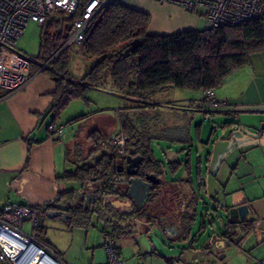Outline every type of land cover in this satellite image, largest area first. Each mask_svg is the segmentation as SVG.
<instances>
[{
    "label": "crops",
    "instance_id": "crops-1",
    "mask_svg": "<svg viewBox=\"0 0 264 264\" xmlns=\"http://www.w3.org/2000/svg\"><path fill=\"white\" fill-rule=\"evenodd\" d=\"M116 1L148 13L150 34L199 28L202 18L167 2ZM31 72L32 77L23 89L0 98V207L5 203L36 207L55 198L59 204L65 203L66 200H60V193L79 188L78 182L63 178L76 165L75 152H71L75 135L65 137L63 131L58 136L47 127L50 116L45 112L53 99L55 83L45 72H38L36 63L31 66ZM214 91L224 105L194 110L204 119L213 113L219 117L235 116V120L223 124L229 131L234 127L240 133L209 138L202 143L203 152L195 150L194 154L189 147L181 153L172 151L168 160L178 168L170 179L183 195L178 202L179 212L176 210L172 218L162 217L160 225L157 221L150 225L142 218L132 232L115 235L125 264L264 263V51L252 53L249 63L228 74ZM198 92L191 93V102ZM172 142L184 144L187 140ZM209 185L215 186L216 191L221 189V193L210 192ZM116 200L119 199L111 202ZM223 205L227 209L246 205L248 212L244 220L239 216L231 220L234 222L231 245L217 251L213 243L226 238L209 233V228L214 227L216 214L217 231L224 230L228 216ZM23 225L27 227V223ZM142 225L148 227V232ZM155 228L162 231L160 243L165 251L154 245L149 232ZM110 229L103 224L102 233ZM31 232L30 228L28 233ZM241 233L244 236L236 247V237ZM100 250L103 264V247Z\"/></svg>",
    "mask_w": 264,
    "mask_h": 264
},
{
    "label": "trees",
    "instance_id": "trees-1",
    "mask_svg": "<svg viewBox=\"0 0 264 264\" xmlns=\"http://www.w3.org/2000/svg\"><path fill=\"white\" fill-rule=\"evenodd\" d=\"M81 11V6L71 14L56 10L46 28L42 29L39 62L32 65L36 63L38 66L49 60L41 71L50 76L56 86L45 112L50 116L49 123L57 121L71 100L80 98L88 101L87 92L93 87L106 85L142 104H149L150 97L166 87L199 92L207 88L214 90L228 74L248 64L252 53L264 51V19L221 28L150 34L147 31L148 13L113 0L89 23L85 39L80 43L84 56L90 61L89 70L75 78L69 73L71 44L61 47L70 37L73 21ZM4 95L0 90V98ZM138 108L137 105L126 107L131 112ZM119 116L120 132L127 137L125 152L143 157L137 173L162 174L165 166L155 157L150 144L153 136L138 127L137 117L134 122L125 112L119 111ZM87 139L93 146L92 152L83 161L76 151L75 168L63 176L78 182L79 188L60 193V200H66L63 205L55 198L32 207L37 211V218L46 216L48 209H63L68 214L64 221L70 225L88 226L92 219L102 221L104 226L111 228L112 231L106 232L114 238L119 233L132 232L142 218L153 225L156 217L143 214L136 204L133 209L113 207L112 199L125 196L117 169L118 160L124 155H119L117 149L109 145L110 138L106 141L98 129L91 130ZM106 144L108 149L104 151ZM94 156L93 161H87ZM166 162L168 172L174 174L178 166H172V160ZM222 208L227 212V206ZM230 226L233 228L234 225ZM35 231L37 221L32 233L36 239L44 241L43 234H35Z\"/></svg>",
    "mask_w": 264,
    "mask_h": 264
},
{
    "label": "rangeland",
    "instance_id": "rangeland-1",
    "mask_svg": "<svg viewBox=\"0 0 264 264\" xmlns=\"http://www.w3.org/2000/svg\"><path fill=\"white\" fill-rule=\"evenodd\" d=\"M198 25L199 28L205 26L203 18L199 20ZM42 36V28L37 23L30 21L25 27L23 35L16 41L15 49L34 62H39ZM69 52V73L75 78H80L89 70V60L84 56L79 43H72ZM191 93H196V91L166 87L151 96L148 101L149 104H142L112 91L106 85L98 88L93 87L87 92L88 101L75 98L69 102L68 106L61 111L57 124L63 125L65 137L75 135L71 152L77 151L80 159L83 160L87 159V155L93 150L91 142L87 139L88 133L93 129H98L107 141L112 135L120 131L121 117L119 111L123 114L125 112L126 116L132 118L134 122H136L134 118L137 117L138 127L153 136L150 138V144L155 157L162 160L167 169L166 161L172 158V151L175 152L176 150V153H181L186 150V147H189V149L194 150V154L195 150L203 152L205 150L202 143L209 138L218 139L227 136L229 132H234V135L240 133L234 127L229 131L223 124V122L235 120V116L231 118L219 117L218 114L213 113L212 117L206 116L207 118L204 119L201 113L194 110L193 101L190 100ZM134 105L139 107L136 112L126 109V107ZM217 126L219 129H216ZM175 139H186L187 142L177 144V142H172ZM103 148L104 151H107V144ZM94 159L95 156L87 161ZM167 175L169 179L172 178L170 172ZM209 186L210 192L221 193V189L217 188L216 191L215 186V188L212 185ZM25 223H27V227L23 225ZM30 225L29 221L22 223V231L28 233L31 228ZM142 226H145V231L148 232V227ZM218 228L219 224L215 220L214 227L209 228V233L217 231ZM102 232L103 224L95 219H92L88 226L78 227L70 225L60 217L49 218L39 215L37 231L34 233L43 234L42 240L47 244L48 253L54 256L59 264H101L102 259L99 257V253L103 247L101 246L103 242ZM149 233L153 235L154 245L161 251H165L160 243L162 231L155 228ZM141 240L143 243H147L145 238H141Z\"/></svg>",
    "mask_w": 264,
    "mask_h": 264
},
{
    "label": "built area",
    "instance_id": "built-area-1",
    "mask_svg": "<svg viewBox=\"0 0 264 264\" xmlns=\"http://www.w3.org/2000/svg\"><path fill=\"white\" fill-rule=\"evenodd\" d=\"M112 1L0 0V90L5 95L19 91L32 77L31 66L34 61L15 49V43L23 35L28 22L33 21L45 29L54 11L71 14L81 6L80 15L73 21L72 33L61 48L72 43L80 44L85 39L92 18ZM156 1L171 3L185 11L198 13L204 19L205 27L221 28L239 25L252 19H264V0ZM48 62L49 60L38 64V72ZM224 104L225 102L217 99L213 89L207 88L200 90L192 105L193 108L201 110L208 107L217 109ZM47 127L58 136L63 132V125L55 122L49 123ZM126 140L127 137L119 131L110 137L109 145L115 147L119 155H124ZM25 221L30 222L33 230L37 221V211L34 208L13 203H5L0 207V264H29L33 255L31 247L41 250L44 256L49 254L44 241L36 239L32 232L26 234L22 231L21 225ZM243 236L241 233L236 237V247ZM14 244L18 249L13 247ZM102 246L105 252L103 264H125L120 257L115 238L110 233L103 234ZM12 249H16V253Z\"/></svg>",
    "mask_w": 264,
    "mask_h": 264
},
{
    "label": "flooded vegetation",
    "instance_id": "flooded-vegetation-1",
    "mask_svg": "<svg viewBox=\"0 0 264 264\" xmlns=\"http://www.w3.org/2000/svg\"><path fill=\"white\" fill-rule=\"evenodd\" d=\"M130 154L131 156H135L136 154L133 153H124V158H120L118 160L117 164V169L119 171L120 179L123 183V188H124V193L125 196L123 198L119 199L121 204L125 205L126 201H130V205L126 207H130L131 209L134 208V201L127 195V188H128V180L132 177L126 169L128 162L126 161V156ZM141 156V155H140ZM143 163V157L141 162L139 163L137 169L139 168L140 165ZM134 168L131 169V171ZM139 173V172H138ZM136 173L134 176L141 177L142 179H145L146 175H150L153 173ZM167 174L168 170L164 169V172L159 175H155L156 177L159 178V184L155 185L153 184L152 187L149 189L147 192V195L143 199V202H141L139 205L140 210L142 211L143 214L147 215H153L156 217L154 220L155 222L157 221L160 224H162V217H169L172 218L175 216L176 210L178 211V207L180 204V200L183 198V195H180L179 191L173 187L172 185V180L167 179ZM154 175V174H153ZM185 196V195H184ZM63 210V209H62ZM179 212V211H178ZM217 215L215 214L213 219L216 220ZM172 220V219H171ZM55 259V258H54ZM56 260V259H55Z\"/></svg>",
    "mask_w": 264,
    "mask_h": 264
},
{
    "label": "water",
    "instance_id": "water-1",
    "mask_svg": "<svg viewBox=\"0 0 264 264\" xmlns=\"http://www.w3.org/2000/svg\"><path fill=\"white\" fill-rule=\"evenodd\" d=\"M142 160V156L140 155H135L131 156L128 154L126 156V161L128 162V165L126 167L128 173L132 175V177L128 180V188H127V195L134 201L136 205H139L141 202H143V199L147 195V192L149 189L152 187L153 184L158 185L159 184V178L156 177L153 174L146 175L145 179H142L141 177L134 176L137 173V168L139 163ZM134 168L132 171L131 169ZM116 203L111 202L113 207L117 208L121 202L120 200H116ZM125 205L128 206L130 205V201H126ZM248 212V208L246 205H239L237 207H231L227 209V218L224 224V230L220 232L218 231H213L211 234L215 236H221L222 238H226V240L220 239L217 240L213 243V247L217 250L220 251L221 249L224 248V246H230L231 241H232V236H233V228L230 225H233L234 222L231 220L233 218H236L237 216L240 217L241 220H244L245 214ZM46 216L49 218H55V217H60L63 220H66L68 217V214L65 210L62 209H48L46 211ZM214 224H215V219H213ZM229 222V224H228ZM44 259L49 264H57V261L49 254H46L44 256Z\"/></svg>",
    "mask_w": 264,
    "mask_h": 264
},
{
    "label": "bare ground",
    "instance_id": "bare-ground-1",
    "mask_svg": "<svg viewBox=\"0 0 264 264\" xmlns=\"http://www.w3.org/2000/svg\"><path fill=\"white\" fill-rule=\"evenodd\" d=\"M15 244L13 245V247H15L16 249H18V247L16 246L17 244L16 245ZM16 249H12V251L14 253H16ZM30 251H32V254L33 255H32V259H30V263L29 264H49V263H47L44 260V253L41 250L35 249L34 247H31L30 248ZM52 257L55 258L54 256H52ZM56 261H57V259H56ZM57 264H59L58 261H57Z\"/></svg>",
    "mask_w": 264,
    "mask_h": 264
}]
</instances>
